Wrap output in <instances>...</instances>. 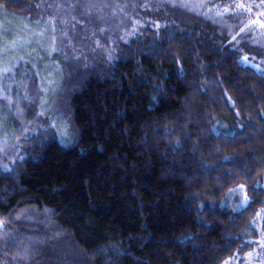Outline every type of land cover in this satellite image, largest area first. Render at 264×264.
<instances>
[{
	"label": "trees",
	"instance_id": "16d2710c",
	"mask_svg": "<svg viewBox=\"0 0 264 264\" xmlns=\"http://www.w3.org/2000/svg\"><path fill=\"white\" fill-rule=\"evenodd\" d=\"M170 6L128 40L122 17L110 23L107 60L59 90L74 91L61 136L35 135L0 165V264H224L264 242V79L238 63L264 69V36L255 58L233 47L238 23ZM38 17L23 21L42 23L48 46L58 22ZM241 184L251 203L238 210Z\"/></svg>",
	"mask_w": 264,
	"mask_h": 264
},
{
	"label": "rangeland",
	"instance_id": "374dc122",
	"mask_svg": "<svg viewBox=\"0 0 264 264\" xmlns=\"http://www.w3.org/2000/svg\"><path fill=\"white\" fill-rule=\"evenodd\" d=\"M171 4L188 7L217 22L221 17L230 25L238 23L240 35H236L233 47L255 58L262 52L261 46L254 47L264 36V27L256 25L259 21L252 22L260 19L264 24L262 0H41L35 12L21 17L0 10V165L11 169L26 154L30 139L35 135L43 137L56 131L61 136L63 129L58 132L56 128L64 119H69L67 95L74 91L59 90L66 79L73 83L88 66H95L92 63L107 60L108 40L117 33H111L110 23L122 17L124 30L121 35L128 40V35L139 24H147L146 18L152 22L160 20L161 14L170 17L171 8L167 7ZM237 4L245 8H236ZM249 6L251 11L247 10ZM148 10H152L153 19L145 14ZM47 12L58 22L60 34L52 28L54 32L51 33L57 38L51 34L48 46L35 40L37 37L46 40L43 24L23 21L41 20L38 15ZM176 19L174 17L172 23L179 26L182 22ZM245 24L248 27L240 32ZM34 44L41 45L34 48ZM260 59L264 63V57ZM4 95L9 99L5 100ZM71 131L75 136L71 144H75L78 136L72 128ZM231 197L235 199L234 194ZM260 245L255 246L257 249L251 257L248 253H240L229 260L230 264H264L261 253L264 247Z\"/></svg>",
	"mask_w": 264,
	"mask_h": 264
},
{
	"label": "snow or ice",
	"instance_id": "6c2138e0",
	"mask_svg": "<svg viewBox=\"0 0 264 264\" xmlns=\"http://www.w3.org/2000/svg\"><path fill=\"white\" fill-rule=\"evenodd\" d=\"M262 2H264V0H262ZM235 7L243 9V8H245V5L237 4V5H235ZM257 7H259V5ZM247 10L251 11V7L249 6ZM225 11H227V9H225ZM261 14L264 15V13H261ZM252 22L255 23L256 21H252ZM260 26L264 27V24H261ZM247 27H248V25L245 24L243 27L240 28V32H244V29ZM101 31H103V30L101 29ZM249 31H251V29H249ZM237 35H239V33H237ZM232 39L236 40V36H233ZM237 43H239V41H237ZM53 51H55V49H53ZM240 51H242V49H240ZM238 63L242 64L244 67L254 68L257 72L261 73V79H264V69H261L259 67V65H257V64L250 63L248 55H244L240 60H238ZM7 71H8V69H5V72H7ZM3 98L5 100L9 99V97L7 95H4ZM255 187L264 189V185H261V184H257ZM233 192H235L236 194L241 196V201H240V204L238 205V210L248 208L251 201L249 200V196H248L247 191L245 190V186L243 184H241V185H239V188L234 189ZM251 223L253 225H256L257 221L253 220ZM3 225H4V221H0V228H2ZM261 235L264 236V233H262ZM260 246L264 247V242H261ZM248 256L251 257L252 253H248ZM225 264H230V261H225Z\"/></svg>",
	"mask_w": 264,
	"mask_h": 264
}]
</instances>
